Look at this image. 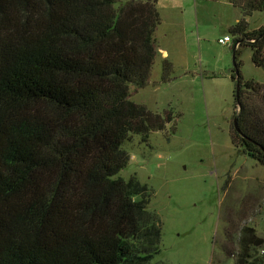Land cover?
<instances>
[{"label": "trees", "instance_id": "obj_1", "mask_svg": "<svg viewBox=\"0 0 264 264\" xmlns=\"http://www.w3.org/2000/svg\"><path fill=\"white\" fill-rule=\"evenodd\" d=\"M228 1L243 13L231 32L264 69V26L245 19L264 0ZM159 23L157 0H0V264H147L160 251L151 189L119 175L124 143L172 120L130 99ZM233 48L232 139L264 166V82L244 79ZM246 230L236 264H259L264 241Z\"/></svg>", "mask_w": 264, "mask_h": 264}, {"label": "rangeland", "instance_id": "obj_2", "mask_svg": "<svg viewBox=\"0 0 264 264\" xmlns=\"http://www.w3.org/2000/svg\"><path fill=\"white\" fill-rule=\"evenodd\" d=\"M157 7L151 75L144 87L131 86L130 99L172 120L146 141L134 134L124 143L131 158L119 175L137 176L152 191L161 242L147 264H236L246 229L264 241V166L233 142L234 48L218 38L240 41L244 79L264 82V69L245 35L231 32L243 13L228 0H157ZM245 19L247 31L264 26L262 11ZM255 258L264 264V242Z\"/></svg>", "mask_w": 264, "mask_h": 264}, {"label": "built area", "instance_id": "obj_3", "mask_svg": "<svg viewBox=\"0 0 264 264\" xmlns=\"http://www.w3.org/2000/svg\"><path fill=\"white\" fill-rule=\"evenodd\" d=\"M218 42L223 45H231L235 48H237L240 44V41L235 42L234 38L230 34H224L223 36H220L218 38Z\"/></svg>", "mask_w": 264, "mask_h": 264}, {"label": "water", "instance_id": "obj_4", "mask_svg": "<svg viewBox=\"0 0 264 264\" xmlns=\"http://www.w3.org/2000/svg\"><path fill=\"white\" fill-rule=\"evenodd\" d=\"M240 89V82L237 81V85H236V94H238ZM234 127L239 131L238 125H237V117H234Z\"/></svg>", "mask_w": 264, "mask_h": 264}, {"label": "crops", "instance_id": "obj_5", "mask_svg": "<svg viewBox=\"0 0 264 264\" xmlns=\"http://www.w3.org/2000/svg\"><path fill=\"white\" fill-rule=\"evenodd\" d=\"M230 2V1H229ZM163 53H164V55H166L167 54V52L166 51H163Z\"/></svg>", "mask_w": 264, "mask_h": 264}]
</instances>
